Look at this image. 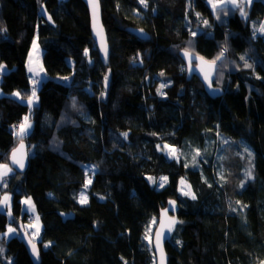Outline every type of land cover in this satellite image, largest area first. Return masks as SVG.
Listing matches in <instances>:
<instances>
[{
    "label": "trees",
    "instance_id": "16d2710c",
    "mask_svg": "<svg viewBox=\"0 0 264 264\" xmlns=\"http://www.w3.org/2000/svg\"><path fill=\"white\" fill-rule=\"evenodd\" d=\"M101 5L108 65L100 59L83 0H0V28L7 29L0 31V165L11 169L14 194V214L0 208V243L6 247L0 264H33L19 236L20 223L31 221L23 197L33 200L43 222L41 264H156L145 231L170 198L180 203L182 223L166 244L169 264H259L264 37L255 25L264 19V0L246 16L230 5L215 12L209 0ZM128 27L144 28L150 38ZM35 39L43 46L48 78L29 105L27 59ZM186 50L218 63L214 85L224 90L221 96H210L198 78L188 80L181 55ZM25 117L31 127L21 139ZM217 138L219 158L201 167L169 158L161 148L167 143L185 152L190 144L204 148L207 139ZM21 141L28 144L29 161L16 170L10 153ZM84 163L97 168L87 204L77 199L87 178ZM148 175L167 181L160 187ZM181 179L196 199L181 193ZM9 228L18 233L8 237Z\"/></svg>",
    "mask_w": 264,
    "mask_h": 264
},
{
    "label": "water",
    "instance_id": "95a60500",
    "mask_svg": "<svg viewBox=\"0 0 264 264\" xmlns=\"http://www.w3.org/2000/svg\"><path fill=\"white\" fill-rule=\"evenodd\" d=\"M88 8L89 15H90V24H91V33L92 37L96 43V47L98 48L99 56L101 61L103 62L104 65H108L110 61V55H111V46L109 43L108 39V34L106 27L103 22V12H102V5H101V0H98L99 3V9H98V14L95 17V27H94V7L93 4L89 2V0H83ZM237 4H239V1L237 0ZM231 8L235 9L233 5L229 4ZM131 33L135 34L136 36L142 38V39H149L150 34L141 27H128L127 28ZM100 33L98 35L97 33ZM106 44L108 53L107 56L104 54V50L102 45ZM189 55H185V51L181 53L183 59L187 63H191V60L195 59L197 60V65L194 67H190L188 70V77L191 76V74H196L199 76L200 80L203 83V86L206 90V92L212 96V97H218L221 96L224 93V90L221 87H217L214 85V80L216 78V73L218 70V63L215 61V64H213V61H209L204 57L200 56H193L190 52H188ZM192 55V56H191ZM108 71V75H109ZM207 77V79H206ZM149 80V79H148ZM15 151L16 153V159L17 160H23L24 167L20 168L18 164H14L12 157H13V152ZM29 161V150H28V144L26 141H21L10 153V165L16 169V170H24ZM170 201H175V205L173 206L170 204ZM167 210V216H164L163 213L164 211ZM179 210H180V203L178 199L176 198H170L168 199L166 206L163 207L159 211V216H158V221L155 226L154 232H153V238H152V248L156 256V264H169V255L166 249V244L167 242L171 239L172 234L174 233L177 225V223L172 231L169 233L167 231V225L170 222L169 218H174L176 221H181V218L179 216ZM163 225V226H162ZM19 236L21 240L23 241L30 257L33 262V264H41V249L37 241H35L30 233L26 230V228L23 225V222L20 223L19 226ZM158 233H163L160 239V245L163 249V252L161 253L160 248L156 246L157 242V234ZM29 241H32L35 243L36 248L38 250L39 255L37 256L35 253L32 251V244L29 243Z\"/></svg>",
    "mask_w": 264,
    "mask_h": 264
},
{
    "label": "rangeland",
    "instance_id": "374dc122",
    "mask_svg": "<svg viewBox=\"0 0 264 264\" xmlns=\"http://www.w3.org/2000/svg\"><path fill=\"white\" fill-rule=\"evenodd\" d=\"M255 1L256 0H252L251 4L248 5L247 4V0H243V8H244V11L247 14H248L249 11H251V10L254 9V6L256 4ZM213 3H218V0H212V2L210 3V5L212 6ZM240 3H241V0H240ZM227 5H229V4H227ZM218 8H221V7H217L216 9H214V8L213 9L216 12V10ZM239 12H240V9H239ZM262 24H264V19L261 22V24L258 25L256 23L255 30H256V33L257 34H259V35H261V36L264 37V33H261V32H259L257 30V29H259V27ZM43 52H44V50H43V46H42L41 42H39L37 39H35V41L31 45V49H30L29 54H28L27 71H28L29 76H30V79H31L32 87L36 89V92H37V89L40 88L41 83L48 78V75H47V73L45 71V68L43 66V63H42ZM30 67L33 69V71H29V68ZM36 73H39V75H37ZM1 95H2V91L0 90V96ZM23 121L25 123V120H23ZM27 123H29V121ZM165 145H168L169 148L168 149H165V147H164ZM190 145H191V148H188L185 152L184 151H180L178 149V147H174V146H172L170 144H167V143L166 144H163L161 146V148H162L163 152L169 158H174V157H172V156H170L168 154V152L170 150L174 149L176 151V155L178 157H183L184 159H188L191 166H197V167L203 166V164L204 163H207L209 161V159H211V158L212 159L219 158L220 152L222 150V142L221 143L219 142V138H217L215 140L207 139L206 140V145H205L204 148H199L198 146L193 145V144H190ZM197 151H199L200 155L196 157V161L194 162L193 161V156L196 154ZM188 154H190V157L188 156ZM83 166L88 171L87 172V178H86V182H85L84 186L80 189V191L77 194V199H78V201H80L81 193H84L87 196V200L89 202V196H90L89 195V188L92 185L93 176H94V173L97 170V168H96V166H94V165H92L90 163H84ZM151 176L152 175H148L147 176L148 179ZM4 178H3V182H2V194H1V196L3 195L2 201H3V199H4L5 196H7L9 198V200H8L7 204L1 203V206L3 204L2 210L5 211V212L10 213L11 215H13L14 214V212H13V196H14V194H13V192L9 188L10 187L11 177L10 176L9 177L6 176ZM151 178H153V177H151ZM89 180L91 181L90 184L88 183ZM149 181L152 183V181L150 179H149ZM155 181H156V183L159 186L160 185V179H157V180L155 179ZM182 181L184 183H181ZM165 183L166 182H164V184ZM86 184H87V187H85ZM188 186H190V184L188 183V181L186 179H181V181H180V191H181L182 194H184V191H188ZM190 188H191V192L193 193V190H192V187L191 186H190ZM181 189H183L184 191H182ZM188 196H190V195H188ZM26 199H28V198L27 197H23L22 198L24 210H25V203L24 202L26 201ZM31 201L33 202V200H31ZM33 205L35 206L34 202H33ZM28 212H31V211H28ZM33 213L39 219L36 220V218H37L36 217L35 218L36 221L35 220L34 221H25L24 222V226H25L26 230L30 233V235L32 236V238L35 241L38 242V241L43 240V237H42L43 222H42V219H41L40 214L37 211L36 206H35V211ZM153 219L154 218L151 219V221H150V223L147 226L146 231H145V238L147 236L146 241L149 244H151V245H152V238H153V232H154V229H155V225L157 224V221H158V219L155 218L156 223H153L152 222ZM37 226L39 228V232L38 233H37ZM17 233L18 232L16 231V229H15V232L14 233L8 232V230L6 231V235L8 237L14 236ZM44 244H47V242H45ZM0 248L3 249V251L0 252V253L3 254V255H5L6 247H5V245L3 243H0ZM261 262H264V259ZM261 262L259 264H261Z\"/></svg>",
    "mask_w": 264,
    "mask_h": 264
},
{
    "label": "snow or ice",
    "instance_id": "6c2138e0",
    "mask_svg": "<svg viewBox=\"0 0 264 264\" xmlns=\"http://www.w3.org/2000/svg\"><path fill=\"white\" fill-rule=\"evenodd\" d=\"M89 2L92 3V4H93V7H94V27H95V17H96V15L98 14L99 3H98V0H89ZM140 2H141L142 4H144L145 7H147V0H140ZM209 2L211 3L212 0H209ZM251 2H252V0H247V4H248V5H250ZM227 4H231V5H233L234 8L239 7L242 16H246V15H247V13L244 11V8H243V0H241V3H240L239 5L237 4V0H218V3H213V4H212V7H213L214 9H216L217 7H221L222 10H226ZM49 19H51V17H49ZM217 19H219V16H217ZM204 23L207 24L208 22H207V21H204ZM257 30H258L259 32H261V33H264V24H262V25L259 27V29H257ZM0 31H7V29H2V28H0ZM97 34L100 35L99 32H98ZM193 35H195V33H193ZM102 47H103V50H104V54H105V56H107V53H108L107 45L104 44V45H102ZM224 51H227V48H225ZM185 55H186V56L189 55V53L187 52V50L185 51ZM223 55H224V52L222 51V52L219 54V56L217 57V60H219L221 57H223ZM241 59L244 60V57H241ZM212 63L215 64V61H213ZM244 66H245V67H248V68H251V67H252V65L248 64L247 61H245V65H244ZM3 68H4V66H3V65H0V70H2ZM29 71H33V69L30 67V68H29ZM36 74L39 75V73H36ZM65 79H66V78H65ZM206 79H207V77H206ZM105 80H107V77H105ZM165 86H166V85H161L162 88L165 87ZM161 94H163V93H161ZM14 95L19 96L20 94H19V93H15ZM34 98H36V89H35V88H33V90H32V96L28 98V103H29V105H31V104L33 103V99H34ZM36 99H38V98H36ZM74 103H75V102H74ZM27 120H28V118L25 117V123L21 125L20 132H18V136H20L21 139H22V135H23V133H24L28 128L31 127V125H30L29 123H27ZM123 135L125 136V138L127 137V133H124ZM164 147H165V149H168V148H169L168 145H165ZM245 151H247V149H245ZM168 154H169L170 156L174 157V158H177V159L179 158V157L176 155V151H175L174 149L170 150V151L168 152ZM199 155H200V153H199V151H197L196 154L193 156V161H194V162L196 161V157L199 156ZM12 160H13V163H14V164H18L20 168H23V167H24L23 160H22V159H21V160H17V159H16V153H15V151L13 152ZM0 170H2V171H0V178H2L3 176H7V174L11 171V169H10L7 165H0ZM247 176H248L249 178H252V172H251V170H249V171L247 172ZM222 178H223V177H222ZM149 179H150L153 183H156V181H155L154 178L149 177ZM166 181H167V177H161V178H160V185H159V186H160V187H163V186H164V182H166ZM88 183L90 184L91 181L89 180ZM181 183H184V182L182 181ZM85 187H87V184L85 185ZM241 187H243V184H241ZM181 190L184 191L183 189H181ZM184 194H185V195H190L192 199H196L195 195L191 192V188H190V186H188V191H184ZM8 200H9V198H8L7 196H5L4 199H3V201H0V203L7 204ZM79 202H80L81 204H86V203L88 202V200H87V196H86L84 193H81V198H80V201H79ZM24 203H25L26 205L29 206V210H31V211H33V212L35 211V206L32 204V202H31L30 199L26 200ZM169 203L172 204L173 206L175 205V201H170ZM237 203H240V202L237 201ZM163 215H164V216H167V210L164 211ZM38 219H39V218L37 217V220H38ZM169 220H170V222H169L168 225H167V231H168L169 233L172 231V229L174 228V226H175L177 223H182L181 221H176L174 218H169ZM152 222H153V223H156V220L153 219ZM162 226H163V225H162ZM8 232L14 233V232H15V229L9 228V229H8ZM38 232H39V228H38V226H37V233H38ZM162 235H163V233H158V234H157V242H156V246H157L158 248H160L161 253L163 252V249H162V247H161V245H160V239H161V236H162ZM146 238H147V236H146ZM29 243L32 244V251H33V253H35V254L38 256L39 253H38V250H37V248H36L35 243H33L32 241H29ZM47 246H48V245H45V247H47ZM2 251H3V249L0 248V252H2ZM261 264H264V262H261Z\"/></svg>",
    "mask_w": 264,
    "mask_h": 264
},
{
    "label": "flooded vegetation",
    "instance_id": "af4514ba",
    "mask_svg": "<svg viewBox=\"0 0 264 264\" xmlns=\"http://www.w3.org/2000/svg\"><path fill=\"white\" fill-rule=\"evenodd\" d=\"M195 44V43H194ZM193 56H200V57H204L202 54H200V53H198V52H195L194 50H192V51H189ZM191 55V56H192ZM205 58V57H204ZM207 59V58H206ZM208 60V59H207ZM210 61V60H209ZM212 61V60H211ZM197 65V60H195V59H193V60H191V63L189 64V63H187L185 60H184V70H185V72H186V74H187V76H188V70H189V68L190 67H194V66H196ZM194 78H198L199 80H200V78H199V76H197L196 74H191V76L190 77H188V80H191V79H194ZM215 81V80H214ZM200 82L202 83V81L200 80ZM203 84V83H202Z\"/></svg>",
    "mask_w": 264,
    "mask_h": 264
},
{
    "label": "crops",
    "instance_id": "0c3cea01",
    "mask_svg": "<svg viewBox=\"0 0 264 264\" xmlns=\"http://www.w3.org/2000/svg\"><path fill=\"white\" fill-rule=\"evenodd\" d=\"M255 2H257V0L255 1ZM6 165V164H5ZM0 171H2V170H0ZM10 173V172H9ZM8 173V174H9ZM8 174H7V176H8ZM4 177H6V176H3L2 178H0V182H1V184H2V182H3V178ZM5 179V178H4ZM2 198H3V195L1 196V199H0V201H2ZM29 199V198H28ZM28 199H26V200H28ZM31 200V199H30ZM32 202V201H31ZM32 204H33V202H32ZM2 206H3V204H2ZM1 206V203H0V208L2 209L3 207ZM25 210L28 212V211H31V210H29V206L28 205H26L25 204ZM8 213V212H7ZM29 213H33V211H31V212H29ZM36 220H37V218H36ZM35 220V221H36Z\"/></svg>",
    "mask_w": 264,
    "mask_h": 264
},
{
    "label": "built area",
    "instance_id": "2783aa9c",
    "mask_svg": "<svg viewBox=\"0 0 264 264\" xmlns=\"http://www.w3.org/2000/svg\"><path fill=\"white\" fill-rule=\"evenodd\" d=\"M224 49H225V48L222 49L223 52H224ZM27 218H28L29 220H31V221H34L35 218H36V216H35L34 214H29Z\"/></svg>",
    "mask_w": 264,
    "mask_h": 264
},
{
    "label": "bare ground",
    "instance_id": "6f19581e",
    "mask_svg": "<svg viewBox=\"0 0 264 264\" xmlns=\"http://www.w3.org/2000/svg\"><path fill=\"white\" fill-rule=\"evenodd\" d=\"M28 214H34V213H28ZM35 215V214H34ZM36 216V215H35ZM37 217V216H36Z\"/></svg>",
    "mask_w": 264,
    "mask_h": 264
}]
</instances>
